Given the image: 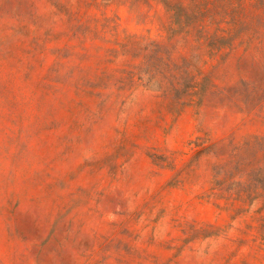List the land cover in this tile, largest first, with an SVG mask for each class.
<instances>
[{
  "label": "rangeland",
  "instance_id": "rangeland-1",
  "mask_svg": "<svg viewBox=\"0 0 264 264\" xmlns=\"http://www.w3.org/2000/svg\"><path fill=\"white\" fill-rule=\"evenodd\" d=\"M258 169L264 0H0V264H264Z\"/></svg>",
  "mask_w": 264,
  "mask_h": 264
},
{
  "label": "trees",
  "instance_id": "trees-1",
  "mask_svg": "<svg viewBox=\"0 0 264 264\" xmlns=\"http://www.w3.org/2000/svg\"><path fill=\"white\" fill-rule=\"evenodd\" d=\"M251 156H252V160H253L254 157H255L254 152H253V154ZM263 175H264V170L258 169L256 171H253L251 176L254 177V178L258 177L260 180H263L264 179Z\"/></svg>",
  "mask_w": 264,
  "mask_h": 264
}]
</instances>
